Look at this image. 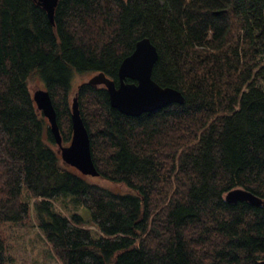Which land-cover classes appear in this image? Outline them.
Segmentation results:
<instances>
[{"label": "trees", "instance_id": "trees-1", "mask_svg": "<svg viewBox=\"0 0 264 264\" xmlns=\"http://www.w3.org/2000/svg\"><path fill=\"white\" fill-rule=\"evenodd\" d=\"M148 36L153 78L185 96L138 116L105 85L79 83L99 175L66 165L29 81L50 91L63 142L72 137L78 74L118 68ZM127 80L132 81L131 78ZM264 0H0V220L37 223L61 264H264ZM26 189L31 200L24 198ZM70 192L92 224L54 208ZM0 230V264H11Z\"/></svg>", "mask_w": 264, "mask_h": 264}, {"label": "water", "instance_id": "water-1", "mask_svg": "<svg viewBox=\"0 0 264 264\" xmlns=\"http://www.w3.org/2000/svg\"><path fill=\"white\" fill-rule=\"evenodd\" d=\"M47 11L54 22V11L58 0H36ZM159 57L156 45L150 37L144 36L136 41L134 50L125 56L118 68L119 82L110 78L104 71L93 73L86 82L92 85H105L112 106L121 112L138 116L145 111H154L172 103H183V92L173 86H163L152 76V69ZM131 78L132 81L127 80ZM37 107L48 118L50 129L58 145L63 163L71 165L83 174L99 175L95 165L88 128L81 114L77 94L71 102L72 137L68 144L63 142L57 111L50 91L39 87L33 91ZM228 202L247 200L252 204H262L264 198L245 187H234L225 194Z\"/></svg>", "mask_w": 264, "mask_h": 264}, {"label": "rangeland", "instance_id": "rangeland-1", "mask_svg": "<svg viewBox=\"0 0 264 264\" xmlns=\"http://www.w3.org/2000/svg\"><path fill=\"white\" fill-rule=\"evenodd\" d=\"M92 74L93 73L78 74L75 76L72 83L73 94L71 101L76 95L75 93L79 83L87 80ZM29 86L32 93L39 87L45 88L43 80L38 76L34 79H30ZM64 143L68 144V142ZM87 178L95 183L110 187L116 191L128 190V187L125 184L114 182L100 175H87ZM24 198L29 201L31 200L26 189H24ZM53 202L55 209L61 210L66 214H71L73 212L81 214L84 217L86 224L90 225L93 228V231L97 233L92 224L89 209L77 199L74 194L70 192L63 193ZM0 230L7 246V254L11 264H61L38 226L35 209L32 210L31 216L25 221L16 222L0 220Z\"/></svg>", "mask_w": 264, "mask_h": 264}]
</instances>
